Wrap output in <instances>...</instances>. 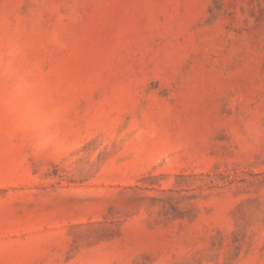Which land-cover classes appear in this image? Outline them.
Segmentation results:
<instances>
[{
    "label": "rangeland",
    "instance_id": "1",
    "mask_svg": "<svg viewBox=\"0 0 264 264\" xmlns=\"http://www.w3.org/2000/svg\"><path fill=\"white\" fill-rule=\"evenodd\" d=\"M0 264H264V0H0Z\"/></svg>",
    "mask_w": 264,
    "mask_h": 264
}]
</instances>
